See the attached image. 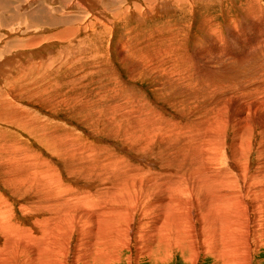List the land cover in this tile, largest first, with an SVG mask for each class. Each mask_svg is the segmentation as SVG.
Here are the masks:
<instances>
[{
	"label": "rangeland",
	"instance_id": "1",
	"mask_svg": "<svg viewBox=\"0 0 264 264\" xmlns=\"http://www.w3.org/2000/svg\"><path fill=\"white\" fill-rule=\"evenodd\" d=\"M119 1L121 0H113V2L116 4H118ZM247 1L248 0H222V1L221 0H207L206 4L204 5L198 4L199 6L197 5L195 6L192 4V8H190V12L188 10L189 7L188 8L185 7L183 8V10L181 11L177 10L176 12L168 10L166 11L167 12L166 13L165 11H163L157 15H154L155 17L154 16L151 17L150 15L147 17L144 16L142 18L144 21L143 20L142 22L140 21L142 25L139 24L140 22H137L136 20H132L130 22V24H133L132 27H134L133 31L135 30L134 31L135 34L138 32L137 33L138 38L148 36L150 32L152 33V31H154L157 28L161 30L162 35L168 38V40L166 41H169L170 43V41L172 40V37H171V40H169L170 35L172 36L173 34V38H175L176 40L174 39L172 41V49L171 50L169 49L170 50L169 53L171 52L169 56L172 57L169 60L173 62V60H177L179 58L180 59L178 60L179 63H181L182 61L183 62L187 61L188 63L194 65V73L190 75L191 79L189 78L190 82L188 80L186 84L185 82L186 80L180 79L179 80L180 84L181 83L182 84H181V87H178L177 89H175L177 86H180L179 83H177V86L173 90L175 94L178 93L179 91L183 92L184 90H186L187 87L189 89L193 87L194 89L192 88L190 91L195 90L197 91V94L201 92L203 95L204 94L203 92H205L206 90H209L210 89L209 87L212 85V82L216 81L217 78L220 77L223 81L224 74L233 75L234 73H236L233 76H235L234 81H236L238 85L236 83H235L236 85H229L223 91L216 93L217 96L223 93L222 102L225 101L226 104L228 105L229 114L227 113V116L228 118L233 119V120L237 119V118H234V116L236 115L235 113H237L236 111H238L240 107H245V103L250 104V102H245L247 99L243 97L244 92L248 93L247 97L248 99H251L250 101L252 102V105L257 104V103H260V104L264 103V13H262L264 12V0H257L258 6H260V9H262L261 11H257V13L261 12L263 15L259 13V15L257 14L256 16H254V19L244 15L245 12L243 11V7H245L246 4L251 0H249L248 2ZM198 7L200 8L198 9ZM143 8H145V5ZM194 8L196 9V11ZM198 10L200 12H198ZM169 14L170 15L172 14V15L170 16ZM205 15H208L211 17V20L213 21L215 28L217 29L216 34L214 35L208 34L207 36L206 31L201 30V23L205 19ZM229 20H231V22ZM163 26L165 27V29ZM126 27L127 26L125 25L123 26L121 25L120 28L115 26L114 29L112 28L105 29V31H103V34L101 35V38L93 37L89 41L84 40L81 42H74V45L77 44L75 46L71 44L70 47H68L69 45L65 47V46H61L60 43L54 45L55 46V48L53 47L54 52L51 54V56L49 55L50 56L49 58H47L48 60H51L50 62L48 61L50 66L48 64L44 65V67L49 68L50 72L46 74L44 73L37 80L35 79L34 88H36L38 91L36 90L37 92L26 93V97H27L26 100H25L26 98L25 94L23 95V93L18 92L19 95L17 96V98L21 101L23 105H26L28 109L30 108L31 112L29 111V113L27 114L28 119L33 120L36 123H39L38 125H40V127H42V125L44 126L42 129V136L41 137L38 136L39 140H36L35 138L32 139L33 136H30L27 133L20 131V132H16V136L13 135L15 138L17 137L18 139H14L13 136H8L6 138L12 142H16L18 140L23 141L24 144L26 142L27 143L26 148L28 151V155H33L34 158L38 157L39 155L40 159L44 157V158L50 159V161L53 160L52 162H53L55 171L60 179L58 181L62 183L61 184L63 187L62 190H64L65 188L64 191L62 190L60 191L59 189L60 187H56L54 192L59 191L60 194L62 192H63L62 194H64L65 191H69L68 193L75 192V194L79 193V195H81L83 194L82 190L84 191L88 190L90 192L92 190L93 192H95L96 190L99 191L102 189L106 191L110 188L112 189L111 191L113 193L119 189L118 192H115L116 195L113 194L116 197H119L121 194H122L121 196H124L123 194L127 195L125 191L129 192L130 194L132 190H134L133 192L137 190V188L132 189V190L131 189L128 190L127 188L132 183L131 181L134 182L135 180L136 182H138V180L137 179L133 180L132 178L127 179L128 187L126 186L127 184L126 185L124 184L126 188L123 186L124 188L122 191V187L116 188L117 183H114L115 184V187H114V184L112 186V183L110 181L112 180L114 182V178L115 180L117 179V176H116L117 171L115 170L120 168L119 170L125 169L127 172H129L132 169H136L135 170L136 173H141L138 175H142V178L144 176L145 179L146 178L148 179L151 177L150 176L151 171H152V174H154L155 172L157 173L158 171L160 172L161 170V166H160L161 164L159 165L156 162L150 161L152 160L151 158L148 159L146 157L141 158L139 157V155L136 156L137 152L135 150H139V148H142V147L139 145V143L135 145L133 142L126 141L125 135H124L126 123H122L119 130L114 128V126L112 125L113 123L112 121H115L116 119H118L119 117L121 118L124 115H126V117L124 116L123 118L125 119L127 118L126 120L129 123L133 124L135 123V121H139L136 118H134L135 116L140 117V114H142L144 116L141 115L142 117L140 118L142 119L144 117L147 119L148 116L150 115L149 113H153V117H155L154 115H157V113L162 108L164 110L162 109L163 111H160L159 113L162 114L163 112L166 111L165 114L167 116L169 115L173 119L175 118V115H174L175 113H180L182 111L180 108L177 109V106H173V105L170 106V104H172L171 101H173L172 95L174 93L173 94L171 93L172 95L168 97L167 99H165L166 100L165 102L159 101V99L152 92V88L154 86L153 81L150 82L149 79L147 78H143V80L142 79L141 80L130 79L129 74H127V70L124 68L122 64H119L118 54H117V50H118L117 40H118L120 33L123 34V31H124V34H125L126 32L125 30L127 29ZM48 33L49 32L44 33V34L48 35ZM150 37H153V36L151 35ZM152 41L155 42L154 39H152ZM155 43H153L154 47L158 48ZM79 45L80 47L82 46L83 48L82 47L78 48ZM83 45L88 48L84 47ZM179 46L182 49H180ZM182 46L186 48H183ZM175 47L176 48L178 47L179 49L176 50ZM74 49L76 50L74 51ZM218 51H221V52H218ZM173 52H174V55L172 54ZM176 52L178 53L176 54ZM71 55L74 58L73 60H72ZM80 55H83V56L80 57ZM62 56H66V57L70 56L71 58L69 59L71 60V62H69L70 61L69 59L66 60L67 62L64 61V58L62 59ZM166 58H168V56ZM56 59L59 61L60 63L59 65ZM137 59L138 58L132 61V65L135 66L136 64H138L137 61L140 59L138 60ZM53 60H56L57 63L53 62ZM76 60L78 61L76 62ZM63 62L65 63L66 66L64 65ZM53 65H56V66H53ZM127 66L129 65L127 64ZM136 67L138 68L139 66L136 65L135 68ZM46 68H45V72L47 71ZM139 68L141 69L142 67H139ZM148 69L149 67L144 70V73ZM188 69L192 70L191 67H189ZM67 70H69V72H67ZM162 77H165V76H162ZM43 78L44 79L46 78L45 81ZM47 81H49V83H46ZM183 81L185 82L184 84L187 85L185 86L186 88L183 86L184 85ZM192 81L193 82L195 81V83H193ZM199 82H201V84ZM246 82L250 85L251 89ZM258 82L260 84H258ZM45 83L48 85L51 84L50 85L51 87L48 86L47 89L41 88V86L42 87L46 86ZM188 84H191V85L194 84L195 86L194 85L191 86ZM208 84L209 85L211 84V85L209 86ZM252 85L254 87L259 88L257 89L259 91H256ZM196 86H198V88H196ZM188 88L187 90H189ZM240 89H242V91H240ZM247 90L248 91L252 90V91L248 92ZM39 92L40 93L44 92V94L42 93L43 96L39 94ZM201 93L199 94V97L201 96ZM175 94L173 96L174 99L177 96V94L176 95ZM30 95L34 97H31ZM51 97L53 98L51 99ZM229 98H231V100H229ZM25 102H28V103H25ZM56 102L57 103L59 102V104H57ZM260 104H257V105H260ZM115 105L122 106V107L113 108ZM172 106L176 108L177 110L173 109ZM111 107L115 110H112ZM219 108H222V104H220L218 109ZM135 110L137 112L140 111V113L137 114ZM147 110H150V111H147ZM33 111L34 112L38 111V112L37 113L35 112L34 114ZM141 111H144V114ZM120 113L122 114L125 113V114L123 116H120L122 115ZM163 114L162 116L164 117L165 114L164 115ZM198 114L200 115V112ZM33 115H35V117H33ZM185 117H188V116H185ZM165 118L167 117L165 116ZM152 119H153L152 115H150L149 120H152ZM235 120L234 122L232 121L228 123L227 125H225L224 128L221 130V132L224 135L228 133L230 138H233V137L237 138L239 153L236 150L235 155H237L236 158H237V163L240 166L239 168L243 170L241 172L242 177L251 176L250 178L253 179V182L255 184V185L252 184L250 188H246L244 184L248 185L249 179L245 181H241V182L238 181V183L237 182L235 183V184H238V185H235L236 187L234 189L239 194V197H240L239 202H232L233 203L232 205L226 204V202L225 204H222L224 202L220 204L219 201L214 204L212 203L211 205L212 215L208 217L206 214V210H204L201 215L202 218L201 217L197 218L198 219L197 224L200 226H201L200 223L204 219L206 221L207 220L213 221L211 222L212 224H210V222L208 223V221L205 222L204 220L206 225L207 224L208 225H207L206 231H203L204 233L202 232L203 237L201 236V234L199 237L194 236L193 239L189 241L190 243H186L185 245L184 244L182 245L181 244L182 241L180 238L181 235H179L180 233L176 232L178 230L173 231V228L167 225V229L169 230V233L167 234L163 231L162 227H160L159 229L153 228L156 224H160L158 221L160 217L162 216L163 211L166 209L165 205L163 204L159 205L158 204L159 201H155V199H160L162 196L168 197L169 192L165 190V188H162V189L159 188L158 190H156L153 197H151L149 200L139 198V200L134 203L126 202L125 200L122 201L124 197L118 198V200H116L114 199L116 197L115 196L113 197V195L110 196L111 198L108 197V199L107 198L102 199L100 196H97L96 198L94 197L93 199H96L98 201L92 200V202L94 201L96 205L98 206V208L95 205V203L93 204L90 202L92 199L91 198L90 201L88 202L86 201L87 202L86 205L85 204L84 206L79 205L77 209H80L82 211L95 212V210L97 211L98 209L100 210V208H105V207L107 208V206L113 209L114 208L116 209L117 207V211H116L117 214L115 212L110 217L108 215V218H110L111 221L110 219L107 218L108 219L107 223H109L110 225L113 223L112 225H115L113 228H116L115 230L116 231L118 230V233L114 229L109 230L110 226L108 224L106 225V227L108 226L107 228L106 227L103 228L102 226H100L99 222L97 223V225L99 226L101 230L102 228L103 230L106 228L107 232L104 230L103 234L101 233L102 231H99L97 229L98 232H100L102 235L107 236V233L111 231L110 235L108 234V237L105 238V239L108 238L110 240V241L106 240L108 241V247L110 248L107 247V249H104L102 252L99 251L100 253L93 250L91 252L92 258L89 259V261L91 262H88V264L89 263L90 264L91 263L92 264H264V171L263 173L259 172V175L257 177L256 176L252 177L254 173L258 172L257 167H259V164L264 161V149H263L264 148V139H263L264 138V129H263L264 112L261 110H258L257 112L251 111L247 119H243V120L237 119L236 121ZM51 121L52 122L54 121L53 122L54 124H52ZM152 121L154 122V119ZM118 123H121V121H118ZM121 127H122V130H121ZM244 129H245V132H243ZM48 131L49 133H47ZM54 132L55 133L57 132V133L55 134ZM22 133H24L25 135ZM44 133H47V135L49 136L51 135L50 139L51 138L54 139L56 137L61 136L59 138L66 139V140H63V142H72L74 144H77L78 151L88 152L87 149L88 150L92 149L90 151L92 156H95L96 154V157L101 156L102 159L104 158L107 159L106 162L109 163V165H111V168H114L111 172L116 177L115 176L114 178L109 177L110 180L107 181L108 183L103 184V186L99 184L97 185L96 183H92L93 179L92 180L88 179L89 181L88 180L81 181L79 179H76L77 181L75 180L72 181L68 171H65L66 169L62 167L61 165L62 163L57 161L59 160L58 158L56 159V157H59L58 154L52 148H49L50 146V145L48 146L49 143L46 144L47 141L45 140V137L43 136ZM21 135H23L25 140ZM229 146H228V150H229L228 155L229 156L231 155V157L234 158L233 153H231L232 148ZM86 147L88 148L86 149ZM144 152L147 154L152 151L144 150ZM15 153L16 152L9 151L8 157L10 158L14 157ZM1 154L2 153H0V165H1L0 166V176H1L0 177V207L3 210H8L10 212V215H6L5 218L1 217L0 215V264H45V263L46 264H59V263L60 264H84L85 263L84 256L88 254L91 250L82 244L83 246L80 247V253L76 252L78 250V247L76 246L78 243L77 239L78 240L83 239L87 243L88 239H92L94 236H97L100 234V233L93 234V232L96 233V230L92 232L93 228L95 229V226L93 225L95 220L91 219L92 220V225H91V224H88L87 221H82L81 218H74L73 222H71V223H74L73 227H76V230L73 231L75 232L73 233V235H69L70 234L69 232H68L69 234L66 233L67 225H68L67 221L65 224L63 223L65 220H58L56 225L57 224L59 225H57L58 226L57 227L52 222L51 211L39 205L38 200H37L36 188L34 186L26 185L21 188H8L7 187L8 182H6L7 184L5 186V183H3L2 180L4 177L6 178L9 176L8 174L9 172L6 175L4 174L6 173L5 167L3 166L5 162L3 157H5V155L2 154L3 157H1L2 156ZM54 154L55 156H53ZM39 158H36V160ZM111 158L112 159L115 158V159L112 160ZM108 159H110L111 161ZM117 159L119 160V162L117 161ZM96 161L97 163L101 162L98 159H96ZM165 161L162 160L161 163L164 162L163 165H165ZM247 163H248L247 168L249 169L246 170ZM25 166L26 165H24L22 169ZM97 168H99L100 170L101 168L100 165H98ZM166 169L169 170L170 167L163 168L161 173L167 172ZM11 170H12V167H11ZM18 170L19 169H14L12 170V173H16ZM97 170L98 169H96V172L99 171ZM103 170L105 169H102V171ZM106 170H109V169H106ZM89 171L90 172L88 171L82 172L81 175L85 173L86 175H88L93 172L91 170ZM136 177L137 176H134V178ZM107 184H109L110 187H108ZM106 186L108 189H106ZM129 188H131V186ZM72 189H74L75 191ZM52 190H54V186L52 187ZM252 190L254 191V193H250V191ZM119 192L121 194H119ZM205 192H209V191H205ZM250 194L252 197H255L253 199L256 201H253V199H250L251 198ZM198 199L200 200V198L196 199L195 197L191 199L186 198V202L188 203L194 202V201L197 202ZM249 199L251 200V202L249 201ZM2 200L3 202H5V204H3ZM84 200H87V199H84ZM115 201H117V203ZM97 202L99 204H97ZM101 204L103 205V207ZM99 205H101V207H99ZM242 206L244 208L247 207V209H249L248 210L249 212L247 213L243 212L244 208L242 209ZM132 207H133V210L135 211L137 210V214L134 216V219L130 222L129 215L132 214V211H131ZM122 208L123 209L126 208V209L123 210ZM225 208L227 211L225 210ZM233 209H236V211H234ZM99 210L98 212H100ZM125 210L127 212L130 211L131 213H126ZM176 211L177 213H179L178 210ZM221 211L223 212L222 213L223 216L220 214ZM231 211L232 213L236 212L235 213L236 216L233 215ZM118 212H121V213H118ZM226 213H229V214H226ZM188 215H189V212H188ZM140 216H145L146 217V219L144 218L145 220L147 219L151 220L150 224L142 225L139 219ZM212 216L213 217L215 216L217 220L213 218ZM172 217H174V215ZM205 217L210 218L211 220L206 219ZM181 218H182L181 222L177 223L178 225L181 226V230L182 229L184 230L185 228H187L188 225L192 226V224H190L191 222L187 221V217L185 218V215L183 213H181ZM199 219H201V222ZM182 220H184L185 222H182ZM231 221H233L235 225ZM240 221L241 223H239ZM6 222H10L11 224L16 223V225L14 224L12 225L16 227L15 229L19 228V230H17L16 232H11L9 231V229L8 231L7 229H3L1 227V224L6 223ZM187 222H190V223H187ZM40 224H45L43 226L52 227L48 229L49 233H46L47 236L42 235V233L41 234L39 233L40 227H38V225ZM209 224L211 226H209ZM213 225L216 227L214 228V230H210L213 227ZM183 226L185 228H183ZM117 227H119V229ZM58 230L60 231L61 234L58 233L56 235L55 233H57ZM115 232L116 234L114 238L116 239L114 240V238L112 237L114 236ZM176 233L178 234V237L180 239L177 237ZM64 234L68 236H65ZM55 236L57 237V242H58L57 244L54 240V238H56ZM90 236L92 237L90 238ZM165 237L168 238L169 241L168 239H165L166 241L163 240V238ZM169 237L172 238L173 241ZM174 237L178 238L180 242ZM18 239H21V240L18 242L17 241ZM111 239H113L115 242ZM13 240L17 241L16 244L11 243V241ZM43 240L45 242H43L40 246H42V248L43 246H45L46 248L45 247L44 248L47 251V253H45L46 251L43 248L42 252L40 251V255H39L38 254L39 250L37 251L38 252L37 253L36 247H40L39 241H43ZM53 241H54V244L56 245L53 244ZM110 242H113V243L111 244ZM165 243L167 244L165 245ZM174 243H176V247L174 246ZM75 246L77 247V250ZM96 248L98 250L99 248L102 249L103 247L101 246L99 248L98 247ZM35 253L38 254L39 263H38L37 258L34 257ZM73 253L75 254L73 255ZM76 253H78L77 254L78 256H81L83 254L81 256L83 257L82 260L78 262H74Z\"/></svg>",
	"mask_w": 264,
	"mask_h": 264
},
{
	"label": "bare ground",
	"instance_id": "2",
	"mask_svg": "<svg viewBox=\"0 0 264 264\" xmlns=\"http://www.w3.org/2000/svg\"><path fill=\"white\" fill-rule=\"evenodd\" d=\"M206 2H207V0H121V1H119L118 4H116L113 2V0H0V153L5 155V157H3V155L1 154L2 155L1 157H3L4 161H5V162L3 161L4 162L3 166L5 167V172H6L4 174L6 175L9 172L8 173L9 176L6 178L4 177L2 180L3 183H5V186L7 184L6 182H8V184H7L8 188H21V187L26 186V185L34 186L36 188L37 200H38L39 205L48 209L49 211H51L52 222L55 225L58 222V220H65L63 222L65 224L67 221L68 225H67V232L66 233L67 234L70 233L69 235H73V233H75L73 231L76 230V227H73L74 223H71V222H73L74 218H81L82 221H87L88 224H91V225H92V220H95V222L93 223V225L95 226V229L93 228L92 232L94 230H96V233L93 232V234H99L100 232H98V230L102 231L101 233L103 234V231L104 230L106 231V228L108 227V226L106 227L107 224L110 226L109 230L110 229L115 230L116 228H113L115 225H112L113 223L110 225L109 223H107V221H108V219H110V218H108V215L110 217L112 214H114L117 211V207H116V209L115 208L113 209L111 207L107 206V208H106L104 206L105 208H100V210L98 209L100 212H98V210L97 211L95 210V212H97V213L82 211L80 209H77V207L79 205H82V206H84V204L86 205L87 202L90 201L91 198L92 199L90 202L94 204L95 202L94 201L92 202V200H96L93 198L94 197L96 198L97 196H100L102 199L103 198L108 199V197L115 194V192H118L119 189L118 190L115 189L117 191L113 190V191H115L114 193L111 191L112 189H110V188L108 189L107 186H106V189H108L111 192H109L108 190H106L107 191L106 192L103 189H102L103 191L102 190H99V191L96 190L95 192H93L92 190L90 192L88 190L84 191L81 189L82 193H83L81 195H79V193L75 194V192L68 193L69 191H65L64 194H62L63 192L60 194L59 191L54 192L56 187H60L59 188L60 191L62 190L63 187L61 185L62 183L58 181L60 179H59V177L55 171V168H54V165L52 162L53 160L50 161V159L44 158V157L40 159L39 155H38V157L34 158L33 155H28V151L26 148V144H27L26 142H25V144L23 141H19V140L16 142H12L6 138L8 136H13V135L16 136V132H20V131L27 133L30 136H33L32 139L35 138L36 140H39L38 136H40V137L42 136V129L44 126L42 125V127H40V125H38L39 123H36L35 121L28 119L27 114L29 113L30 108L28 109V107L26 105H23L21 103V101L17 98V96L19 95L18 92L23 93V95L25 94V97H26V93H29V92L33 93V92L38 91L36 88H34L35 79L37 80L44 73L46 74V73L50 72L49 68L44 67V65L45 64L49 65L48 61L50 62L51 60H48L47 58H49L51 56V54L54 52L53 51V47L55 48L54 45L60 43L61 46H65V47H67V45H69L68 47H70L71 44H73V46H75L77 44L74 45V42H81L84 40L89 41L93 37H95V38L100 37L101 38V35L103 34V31H105V29H111V28L114 29L115 26L120 28L121 25L122 26L125 25V26H127L126 27L127 29L125 30L126 31L125 34H124V31H123V34L120 33L118 40H117L118 41L117 54H118L119 64H122L124 66V68L127 70V74H129L130 79H139V80L142 79L143 80V78H147V79H149L150 82L153 81L154 82V86L152 88L153 94L159 99V101L165 102L166 101L165 99H167L168 97H170L174 93L173 90L177 86V83H179L180 86H177L175 89H177L178 87H181L182 83L180 84V81H179L180 79L186 80L185 82L187 84L189 78L191 77L190 75H192L194 73V65L188 63L187 61H184V62L182 61L181 63H179L178 60H180V59L178 57H177L178 59L175 58L177 60L172 59L173 62L171 60H169L172 58L169 56V54H171V52L169 53V51L172 49V41L175 39V38H173V34H172V36L170 35L169 40H171V37H172V40L170 41V43H169V41H166V40H168V38L165 37L164 35H162L161 30H159L157 28L155 30L153 29L154 31L151 30L152 33L150 32V34L153 37H150L151 35L149 34L146 37L144 36L145 38L144 37L138 38V34H137L138 32L136 31L137 33L135 34V32H134L135 30L133 31L134 27H132L133 24H130V22L132 20H136L137 22H140V21L142 22V20H143L142 18L144 16L147 17L150 15L152 17L154 15L159 14L160 12H163V11L166 12L168 10L174 11V12H176L177 10L181 11L185 7L186 8L189 7L188 10L190 12V8H192V4L195 6L196 5L199 6L198 4L204 5V4H206ZM144 5H145V8H143ZM199 8L200 7H198V9ZM261 10L262 9H260V6H258L257 0H251L246 4L245 7H243V11L245 12L244 15H246L247 17H251L253 19H254V16H256L257 14L259 15V13H261V12L257 13V11H261ZM195 11H196V9H195ZM198 12H200V11L198 10ZM191 13H192V11H191ZM262 13H264V12H262ZM151 17H150V19H151ZM158 21H160V20H158ZM229 21L231 22V20H229ZM141 22L139 24L142 25ZM163 24H164V22H163ZM172 26H174V25H172ZM160 28H162V27H160ZM172 28H174V27H172ZM135 29H136V27H135ZM140 29H142V28H140ZM147 29H148V27H147ZM164 29H165V27H164ZM201 30L206 31L207 36H208V34H210V35L216 34L217 29L215 28V25H214L213 21L211 20L210 16L205 15V19L201 23ZM47 32H49L48 35L47 34L45 35L44 33H47ZM166 32H167V30H166ZM174 32H176V31H174ZM152 39H154L156 43L154 41H152ZM174 42H176V41H174ZM153 43H155L158 48H155ZM183 43H184V41H183ZM157 44H159V45H157ZM176 45H178V44H176ZM173 46H174V44H173ZM81 47L79 45L78 48H81ZM84 47H86V46H84ZM182 47L186 48L184 46H182ZM86 48H88V47H86ZM179 48H180V46H179ZM179 48L177 47L176 50ZM180 49H182V48H180ZM75 50L76 49H74V51ZM78 52H80V51H78ZM174 52L172 53L173 55H174ZM218 52H221V51H218ZM75 53H77V52H75ZM177 53L178 52H176V54ZM80 54H82V53H80ZM82 56L83 55H80V57H82ZM167 56H168V58H166ZM78 57H79V55H78ZM63 58H64V61H66L71 57L70 56H67V57L62 56V59ZM136 58L140 59V60L137 59L138 60L137 62L139 65L138 64H136V65L139 67H142L141 69L139 67L135 68L136 65L135 66L132 65V61L136 60ZM62 59H60V60H62ZM73 59L74 58L72 56V60ZM75 59H77V58H75ZM56 60H53V62H56ZM77 61L78 60H76V62ZM57 62L59 65L60 63L58 60H57ZM69 62H71V60ZM72 62H74V61H72ZM127 64L129 66H127ZM64 65H65V63H64ZM64 65H63V67H64ZM53 66H56V65H53ZM148 67H149V69L144 73V70L147 69ZM189 67H191L192 70L188 69ZM45 68L47 70L46 72H45ZM258 68H260V67H258ZM69 70H67V72H69ZM231 73H232V71H231ZM51 74H50V76H51ZM235 74L236 73H234L233 75H235ZM233 75L224 74L223 81L220 77H219L220 79L217 78L216 81L212 82V85L210 84L211 86L208 84L210 86L209 87L210 89L203 92L204 93L203 95L201 92H199L197 94V91H195V90L190 91L193 88L191 86H193L194 84L193 85L188 84V85H191V86H189V87H191V89H189L187 87L189 89V90H187V88L185 87L187 85H185L184 84L185 82L183 81V84H184L183 86L186 88V90H184L183 92L177 90L179 92L176 93L177 94L176 98L175 99L173 98V96L175 94L174 93L172 95V99H173V101H171L172 104L169 103L170 106L171 105L177 106V109L180 108L182 110L181 112L179 110L180 113L174 114L175 115L174 119L172 117H170L169 115L167 116L165 114L166 111L163 113L165 114V116L167 118H165V116L163 117L162 116L163 113L162 114L159 113L160 111L164 110L162 108L163 110L161 109L159 112L157 111L158 109L156 110L158 113H157V115H154L155 117H153V113H149L150 115H152L154 122L152 121L153 119L149 120L150 115L148 116L147 119L144 117L141 119L140 117H142L144 115L140 114V117H136V116L134 117L139 121H135L136 124L133 123V124H135V125H133L126 120L127 118L126 119L123 118L124 116L126 117V115H124L125 113L122 114L123 111H122V113H120V114H122L120 116L124 115L123 117H121V118L119 117L115 121H112L113 122L112 125L114 126V128H116L118 130L120 129V126L122 123H126L125 131H124L126 141L127 142L128 141L133 142L135 145H137L139 143V145L142 147V148H139V150H135L137 152L136 156L139 155V157H141V158L142 157H146L148 159L151 158L152 160H150V161L156 162L159 165L161 164L160 165L161 166L160 172L158 171L157 173L155 172L156 174L155 173L152 174V171L149 170V171H151L150 172L151 174L149 173L151 177L148 179L147 178L145 179L144 176L142 178V175H138L141 173H136V171H135L136 169H132L129 172H127L125 169L119 170L120 169L119 168V169L115 170V171H117L116 176L118 179V180L117 179L115 180V178H114L115 175H113V173L111 172L114 168H111V165H109V163L106 162L107 161L106 158L102 159L101 156L96 157L95 153H94L95 156H92L91 152H90L92 149H90V150L87 149L89 146L86 147L88 152H81V151H78V145L77 144H74L72 142H63V140H66V139L59 138L61 136L56 137L54 139L53 138L50 139L51 135L50 136L47 135V133H49V131L47 133H44L43 136L45 137V140L47 141L46 144L49 143L48 144V146L50 145L49 148H52L58 154L59 157H56V159L58 158L59 160H57V161L62 163L61 164L62 167L66 169V170L64 169L65 171H68L72 181L73 180L77 181L76 179H79L81 181L93 179L92 183H96L97 185L99 184V185L103 186V184L108 183L107 181L110 180L109 177H113L114 182L112 180H110L112 183V186L114 183H117L116 188L122 187V191H123V188L127 184V179L132 178L133 180L134 179L138 180V182H136L134 180V182L131 181L132 182L131 184L129 183L131 188H129L130 186L128 187V184L126 185L128 187L127 188L128 190H130V189L132 190V189L137 188V190L135 192H133L134 190H132L129 194V192L125 191V193H127V195L123 194L124 196H121L122 194L119 192V194H121L119 197H116L115 196L116 194L113 195V197L114 196L116 197V198H114L116 200H118V198H122V197H124L122 199V201L125 200L126 202H130V203H134V202L138 201L139 198L149 200L151 197H153L156 190H158L159 188L160 189L165 188V190H167L169 192L168 197L162 196L160 199H155V201H159L158 202L159 205L160 204L165 205L166 209L163 211V214L158 221L160 224H156L153 228L159 229L160 227H162L163 231L167 234L169 233V230L167 229V225L170 226L171 228H173V231L178 230L176 232L180 233L179 235H181V237H180L181 241H182L181 244L185 245L186 243H190L189 241H191L194 236L199 237L200 234L202 236L203 235L202 232L206 231L208 224L206 225L205 222H207L208 220L206 221L204 219L205 222H204V220H202V222H201V219H199L201 222L200 223L201 226L197 224L198 223L197 218L201 217L202 212L204 210H206L207 216L210 217L212 215V210H211L212 203L214 204V203L219 201L220 204L222 202H224L222 204H225V202H226V204L232 205L233 204L232 202H239L240 201L239 194L234 189L236 187L235 185H238V184H235L236 182L238 183V181L241 182V181H245V180L249 179L248 185L244 184L246 188H250L251 185L254 184L253 179L250 178L251 176L242 177L241 172L243 170L239 168L240 166L238 165L237 158H236L237 155H235L236 150L238 151V140H237V138L236 137L230 138L228 133L224 135L221 132V130L224 128L225 125H227L228 123H230L232 121L234 122L235 119L234 120L230 119L227 116V113L229 114L228 105L226 104L225 101L222 102L223 93L219 96H217L216 93L223 91L229 85H236L237 84L236 81H234L235 76H233ZM162 76H165V77H162ZM116 77H117V75H116ZM201 77H202V75H201ZM45 79H44V81H45ZM254 79H255V77H254ZM77 80H79V79H77ZM189 82H190V80H189ZM259 82H258V84H260ZM46 83H49V81H47ZM193 83H195V81ZM199 83L201 84V82H199ZM50 85L51 84H49V85L46 84V86H43V87L41 86V88L47 89L48 86H50ZM249 87H250V85H249ZM249 87H248V89H249ZM253 87H252V89H253ZM37 88H39V87H37ZM196 88H198V86H196ZM254 88L256 91H259V90H257L259 88H257V87H254ZM250 89H251V87H250ZM166 90H168V91H166ZM39 91H40V89H39ZM177 91H175V92H177ZM201 91H203V90H201ZM240 91H242V89H240ZM249 91H252V90H249ZM260 91H261V89H260ZM192 92H194V93H192ZM42 93L44 94V92H42ZM42 93L39 92V94H41L43 96ZM200 93H201L202 97L201 96L199 97ZM36 94H34V95H36ZM23 95H21V96H23ZM30 96L34 97L32 95H30ZM247 96H248V93L244 92L243 97H245L247 99L245 102H250V104L245 103V107H240L238 109V111H236L237 112V113H235L236 115L235 116L233 115L234 118H237L239 120H243V119H247V117L249 116L251 111L257 112L258 110H261L264 112V103L260 104V103H257L258 102L257 101L255 103L260 104V105H257V104L252 105V102L250 101L251 99H248ZM162 97H163V99H162ZM249 97H250V95H249ZM52 98L53 97H51V99ZM199 98H201V99H199ZM26 99H27V97L25 98V100ZM259 99H260V97H259ZM54 100H56V99H54ZM229 100H231V98H229ZM36 101H35V103H36ZM59 102L58 103L56 102V103L59 104ZM164 102H163V104H164ZM25 103H28V102H25ZM220 104H222V108L218 109ZM38 106H39V104H38ZM56 107H57V105H56ZM120 107H122V106L115 105L113 108H120ZM113 108H112V110H115ZM173 109H176V108L173 107ZM117 110H116V112H117ZM147 111H150V110H147ZM35 112H34V114H35ZM141 112H143V114H144V111H141ZM199 112H200V115L198 114ZM138 113H140V111L137 112V114ZM185 116H188V117H185ZM33 117H35V115H33ZM30 119H31V117H30ZM40 120H41V118H40ZM122 120H123V122H122ZM118 121H121V123H118ZM53 122H52V124H54ZM191 123H193L194 125ZM263 129H264V123H263ZM121 130H122V127H121ZM243 132H245V129L243 130ZM24 133H22V134H24ZM19 135H20V133H19ZM21 136L23 137V135H21ZM14 139H18V138L14 137ZM19 139H20V137H19ZM24 140H25V138H24ZM228 146L232 148L231 153H233L234 158H232L231 155L230 156L228 155V151H229ZM144 150L145 151L149 150L152 152L146 154L144 152ZM9 151L10 152H16L15 156L11 157V158L8 157ZM132 152H133V150H132ZM48 153H49V151H48ZM51 153H50V155H51ZM238 153H239V151H238ZM259 155H260V153H259ZM53 156H55V154ZM36 158H39V159L36 160ZM96 159L100 160L101 162L97 163ZM114 159H112V160H114ZM159 159H161V160H159ZM108 160H110V159H108ZM162 160H164V161L166 160L165 165H163L164 162L161 163ZM117 161L119 162L118 159H117ZM81 163H83V164H81ZM24 165H26V166L22 169V167ZM98 165H100V167H101L100 170H99V168H97ZM247 166H248V163L246 165V170L249 169V168H247ZM11 167H12V170H14V169H19V170L16 173H12ZM165 167H170V169L169 170L166 169L167 172L161 173V171ZM96 169H98L99 171L97 170L98 172H96ZM102 169H105V170L102 171ZM106 169H109V170H106ZM89 170H91L93 172L88 174V175H86V173L81 175L82 172H85V171L90 172ZM257 170H258V172L254 173V175L252 177H255V176L257 177L259 175V172L263 173L264 161L259 164V167H257ZM118 174H119V176H118ZM134 176H137V177L134 178ZM236 179H238V180H236ZM254 180H255V178H254ZM107 185H108V187H110L109 184H107ZM53 186H54V190H52ZM136 186H138V187H136ZM114 187H115V184H114ZM252 189H254V188H252ZM57 190H58V188H57ZM64 190H65V188H64ZM64 190H62V191H64ZM72 190H74V189H72ZM81 190H80V192H81ZM205 191H209V192H205ZM252 191H250V193H254V191L253 192ZM250 196H251V194H250ZM193 197H195L196 199L200 198V200L198 199L197 202H195V201L189 202V203L186 202V198L191 199ZM253 198H255V197L251 196L250 199H253ZM84 199H87V200H84ZM250 199H249V201L251 202ZM96 201H98V200H96ZM253 201H256V200L253 199ZM2 202H3V200H2ZM115 202L117 203V201H115ZM3 204H5V202H3ZM97 204H99V203L97 202ZM95 205H96V203H95ZM101 205H99V207H101ZM127 205H125V206H127ZM102 207H103V205H102ZM113 207H115V206H113ZM97 208H98V206H97ZM243 208L244 207L242 206V209ZM124 209H126V208H124ZM236 209H233V210L236 211ZM176 210H178L179 213H177ZM219 210H221V209H219ZM225 210H226V208H225ZM243 210H244L243 212H245V213L249 212L248 211L249 209H247V207L244 208ZM91 211H93V210H91ZM131 211H132V214L129 215L130 216V222L134 219V216L137 214V210L136 211L133 210V207H132ZM188 212H189V215H188ZM250 212H251V210H250ZM118 213H121V212H118ZM126 213H131V212L126 211ZM181 213H183L185 215V218L187 217V221L191 222V223L190 222H187V223L192 224V226L188 225L187 228H185L183 226V228L187 229L188 231L185 229L181 230V226L177 224V223L181 222V219H182ZM222 213L223 212L221 211L220 214L222 215ZM231 213H232V211H231ZM235 213L236 212H234L232 214L235 215ZM75 214H77L78 216ZM116 214H117V212H116ZM172 214L174 215V217H172L173 216ZM226 214H229V213H226ZM0 215H1V217L5 218L6 215H10V212L8 210H3L0 207ZM233 215H231V216H233ZM177 216H179V217H177ZM144 218L146 219L145 216L139 217L141 224L142 225L150 224L151 220H149V219L145 220ZM213 218H215V216ZM240 218H242V217H240ZM206 219L211 220L210 218H206ZM258 219H259V217H258ZM110 221H111V219H110ZM98 222L100 223V226H102L103 228L104 227H106V228L104 230L102 228V230H101L99 228V226L97 225ZM182 222H185V221L182 220ZM209 222H210V224H212L211 222H213V221H208V223ZM216 222H218V221H216ZM231 222L234 224L233 221H231ZM239 223H241V221ZM12 224H14V223H12ZM12 224L10 222L2 223L1 227L3 229H7V231L9 229V231H11V232H16L17 230H19V228L15 229L16 227H14ZM210 224H209V226H211ZM14 225H16V223ZM43 225H45V224L38 225V227H40L39 233L40 234L42 233V235L47 236L46 233H49L48 229H50L52 227H47V226H43ZM57 225H59V224H57ZM64 227H66V226H64ZM215 227L216 226L213 225V227L210 230H214ZM117 228L119 229V227H117ZM228 228H230V227H228ZM59 230H61V229H59ZM59 230H58V232L56 231L57 232V233H55L56 235L58 233L61 234ZM247 231H249V230H247ZM110 232L107 233V236L102 235L100 233L99 235L94 236L92 239H88L87 243L83 239L82 240L77 239L78 243L76 246L78 247L79 251L77 250V247L75 246L76 250H77L76 252L80 253V247L83 245L85 247H88L91 250L88 254H86L84 256V261L86 264H88V262H91V261H89V259L92 258L91 252L93 250L97 251V252H99V251L102 252L104 249H107L108 241H110V240L108 238L107 239H105V238L108 237V234L110 235ZM116 232L118 233V230ZM116 232L114 233L113 237L111 236L112 238L115 237ZM131 232H133V231H131ZM112 233H113V231H112ZM176 235L178 237L177 233H176ZM59 236H61V235H59ZM65 236H68V235H65ZM53 237H54V235H53ZM91 237L92 236H90V238ZM67 238H69V237H67ZM174 238H176V237H174ZM178 238H176V239L179 241L180 238L179 239ZM115 239L116 238H114V240ZM165 239H168V238H166V237L163 238V240H165ZM170 239L172 240V238H170ZM20 240L21 239H18L17 241L19 242ZM54 240L57 244L58 243L57 237L54 238ZM106 240H108V241H106ZM111 240H113V239H111ZM17 241L13 240V241H11V243L16 244ZM168 241H169V239H168ZM43 242H45V241L44 240L39 241V246ZM110 243L112 244L113 242H110ZM162 243H163V241H162ZM53 244H54V241H53ZM56 244H54V245H56ZM166 244L167 243H165V245ZM168 244H170V243H168ZM44 245H45V243H44ZM101 246L103 247L102 249L99 248ZM174 246L176 247V243H174ZM44 247L45 246H43V248ZM96 247H98L99 249L97 250ZM41 248H42V246L36 247V252L39 250V253L37 252L39 255H40V251L42 252V250H43V248L42 249ZM45 248H44V250H45ZM108 248H110V247H108ZM45 253H47V251ZM38 254L35 253L34 257L37 258L38 263H39ZM74 254L75 253H73V255ZM77 254L78 253H76V256L74 258V262H78V261L82 260V258H83V257H81L83 254L82 255L80 254L81 256H78Z\"/></svg>",
	"mask_w": 264,
	"mask_h": 264
}]
</instances>
